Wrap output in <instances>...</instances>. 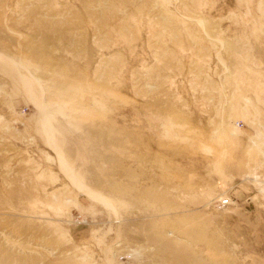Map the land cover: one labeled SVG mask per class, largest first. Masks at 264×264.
Returning a JSON list of instances; mask_svg holds the SVG:
<instances>
[{
    "label": "rangeland",
    "instance_id": "374dc122",
    "mask_svg": "<svg viewBox=\"0 0 264 264\" xmlns=\"http://www.w3.org/2000/svg\"><path fill=\"white\" fill-rule=\"evenodd\" d=\"M0 55V264H264V0H0Z\"/></svg>",
    "mask_w": 264,
    "mask_h": 264
},
{
    "label": "bare ground",
    "instance_id": "6f19581e",
    "mask_svg": "<svg viewBox=\"0 0 264 264\" xmlns=\"http://www.w3.org/2000/svg\"><path fill=\"white\" fill-rule=\"evenodd\" d=\"M15 64L11 61H9L8 59H6L5 57L1 56L0 55V69H4L5 72L7 74H9L13 80H14V83H23V85L25 86V88L29 91L31 90V82H30V78H27V77H24L20 74H17V71L15 70ZM37 106L40 109H42V111H45L46 110V105L44 103H37ZM43 122H44V126H47L48 127V122H46L47 120L46 119H42ZM49 131V130H48ZM45 132H46V129H45ZM48 133V132H47ZM52 140V139H51ZM50 142V141H49ZM59 143V142H58Z\"/></svg>",
    "mask_w": 264,
    "mask_h": 264
}]
</instances>
